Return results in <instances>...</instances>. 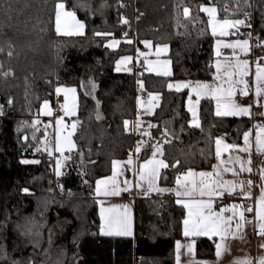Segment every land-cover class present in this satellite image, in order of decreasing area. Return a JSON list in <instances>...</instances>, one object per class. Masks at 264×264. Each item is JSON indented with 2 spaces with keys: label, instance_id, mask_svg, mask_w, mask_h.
Segmentation results:
<instances>
[{
  "label": "trees",
  "instance_id": "1",
  "mask_svg": "<svg viewBox=\"0 0 264 264\" xmlns=\"http://www.w3.org/2000/svg\"><path fill=\"white\" fill-rule=\"evenodd\" d=\"M60 1L85 21L83 35L57 34ZM204 3L216 4L222 17L240 18L253 8L264 41V0H0V264H41L50 249L62 253V264H175L186 209L174 194L138 197L135 235L108 236L100 232L95 182L112 170L114 159L128 156L134 143L128 121L138 113L143 90L162 98L149 116L153 127L141 157L163 145L164 185L174 184L189 167L211 168L215 138L240 141L250 126L246 117L217 116L214 100L203 98L201 124L194 127L187 91L168 87L173 79L207 78L214 72L215 37L201 11ZM127 18L131 25L123 23ZM106 31L118 37L135 34L136 43L109 48L107 36L96 35ZM145 38L170 43L172 75L116 71L117 58L143 49ZM263 51L264 45L256 48V54ZM60 84L78 86L80 107L77 147L56 177L49 151L40 146L46 127L33 122L42 101L55 99ZM59 218L68 222L56 233ZM215 251L214 238L197 239L199 256Z\"/></svg>",
  "mask_w": 264,
  "mask_h": 264
},
{
  "label": "snow or ice",
  "instance_id": "2",
  "mask_svg": "<svg viewBox=\"0 0 264 264\" xmlns=\"http://www.w3.org/2000/svg\"><path fill=\"white\" fill-rule=\"evenodd\" d=\"M238 2V0H237ZM56 12H55V26L56 32L58 35H66V36H80L84 34L85 25L81 23L77 18L76 14L73 11H66L64 3L56 4ZM239 10V9H237ZM201 11L207 13L209 20L208 24L211 27V35L214 37H223L231 33L229 30L237 29L241 25H245V20H231L224 18L222 20L217 19L218 9L216 7H202ZM227 12V9H224ZM183 14L185 17L189 16V9L187 7L184 8ZM247 15V14H246ZM123 23H127V20H124ZM250 27V25H247ZM96 35H107L102 33H96ZM251 34H249V38ZM131 43V41H127ZM146 47L151 49L152 44L150 41L143 42ZM119 44V41L113 40L111 43L107 45L109 48H113ZM258 46H260L258 44ZM230 48L233 49V56H235V50L239 48L241 52L247 54L250 48L249 40L245 39L243 41L237 40L233 43H223L221 40H217L216 42V56L220 57L221 48ZM168 52V46H157L155 54L159 57L161 54ZM139 55L145 56L144 53H139ZM131 57H124L120 61L117 62L116 71H121V65H124L131 61ZM145 63L147 64V71H155L157 75L161 76H170V60L160 61L157 60L155 64L157 67L153 66L152 61H148L145 56ZM230 68L231 71H224V76L227 77L225 80L224 77L221 76L222 68ZM216 75L214 77L215 80L221 81L219 84H208V83H200L197 82L195 85L190 83H176L169 84V89L175 88L176 91H180L183 88H190L191 92L195 94L196 100L193 103L191 95L189 96V111L192 113V124L194 127H199V120L197 117L196 107L200 103V99L207 97L209 99L215 100L216 102V112L217 116L227 117V116H249L250 115V106H242L236 102L234 99L237 90L243 96L248 95V81L244 79L249 74V62L247 60H240L236 57L234 64H228L222 66L220 61L217 60L215 64ZM5 76L10 75V73H4ZM238 77V79H234L233 77ZM255 93L257 97H260L264 94V67H261L259 62H256V72H255ZM227 85V87H225ZM242 86V87H241ZM93 87H95L93 85ZM141 88H143V84L141 83ZM75 89L74 88H57L56 92H63L65 95V103L61 106L64 110L65 115L71 116L75 115ZM69 94L72 96L71 106L69 105ZM159 96H149V108L147 109L149 114H151L152 110V102L159 101ZM158 106V105H155ZM43 114L51 115V111L49 109V105L47 101H45L43 109ZM264 115V114H262ZM39 121H34L33 126L38 124ZM57 138H56V148L55 151L61 154V159H58L56 162L57 171L56 174L62 175L60 172V168L62 167L63 160L67 159V157L63 156L65 151V147L68 151H72L75 145L71 141V136L75 132L77 124L73 123L71 125L72 131L69 132L68 136L65 137L67 141L66 145L61 144L60 137V129L62 127H67L63 124V117L57 119ZM125 126L127 127V122H125ZM149 127H153V125H149ZM255 132V149L259 153H264V125H256ZM148 135V133H145ZM252 136L251 132H245L243 134L244 146L238 147L237 145H229L224 144L223 138H218L215 141L216 144V158L219 163L214 166L213 172H193L189 170L185 174L178 176L176 178L177 189L175 191V195L177 197H194L199 195L200 197H214V196H222L224 193H228L229 195L236 192L239 188L242 195L245 198H250V193H243V184H236L230 181H223L221 179L222 173L224 172H232L234 175L238 174L235 167H229L228 165H239L240 172H251L252 169L249 166L250 160H242L239 156L229 155L227 160L222 159V152H227L229 150L232 151H240L248 153L252 149V141L250 137ZM27 139V138H25ZM141 145L138 144L136 148V152L140 151ZM40 149H37L39 151ZM47 150V148H46ZM157 153L162 155L161 149L159 147L156 148L155 152H153L152 158L145 161L144 164L140 166L138 172V180L136 183L137 188H142L144 183H147V192L146 195L156 191V192H166L168 189H162L157 187V181L160 178V170L162 168H167L168 165L163 160L156 159ZM49 155H51V151H49ZM22 163H39V161H28L24 160ZM128 165H131L133 162L131 158L126 161ZM121 166V162L114 161L113 162V175L105 180H98L96 182V194L97 195H119L122 191L128 192L132 188L131 181L125 180L123 181L124 187H120V182L117 180L118 175H122L121 171H117ZM261 179L264 180V170H261ZM249 187H251V181L248 182ZM103 186V188H102ZM27 191V189H25ZM177 204H182L184 208L188 210L187 218L184 220V236L185 237H196V236H208L210 239L213 236H218L220 238V242L216 244V255L220 257L223 252L226 250L225 240L228 237H232L233 239H243V228L245 223H251L252 221L246 220L245 212H252L253 208L248 207L244 209L243 205L233 204L228 207L221 208L219 212L212 211V201L204 200V199H189V200H181L177 199ZM121 208L123 211L121 213H116V208ZM116 213L115 215H110L106 218V227L101 228V233L103 235H116V236H130L131 233V217L130 210L128 205L115 206L113 208L104 209L101 208V216L102 219H105L104 213ZM230 212L231 215L225 217L224 213ZM255 219H256V228L257 234L260 236H264V187L261 188V195L258 197L256 208H255ZM236 220L235 228L233 229V221ZM182 247H186L187 251L190 255L194 253V241L188 245H181L177 242V264H179V250ZM191 264H204V262H196L192 261ZM234 264H251V262L247 259L237 260ZM259 264H264V258H261Z\"/></svg>",
  "mask_w": 264,
  "mask_h": 264
},
{
  "label": "crops",
  "instance_id": "3",
  "mask_svg": "<svg viewBox=\"0 0 264 264\" xmlns=\"http://www.w3.org/2000/svg\"><path fill=\"white\" fill-rule=\"evenodd\" d=\"M58 3H64L66 11L75 12L74 10L69 9L66 6V3L64 1H60ZM202 7H216L218 9V6L216 4H212V3H204L202 5ZM75 14H76V18L81 23H83L85 25V27H84V33H85V31H86L85 21L83 19H81L76 12H75ZM224 18L231 19V20L240 19L239 17H230V16L222 17L220 15V12L218 9L217 19L222 20ZM55 28H56V26H55ZM210 29H211V27H210ZM229 31L231 33H235V34H230V35L223 36V37H215V39H214V54L216 53V42L218 39L221 40L223 43H233L237 40L243 41L245 39H248L250 48H249V51L247 54H244L243 52H241V50L239 48H237L235 50V56H233V49L222 47L220 49V52H221L220 57H217L215 54L214 72L210 77H207V78H178V79L171 80L169 84L190 83L192 85H195L197 82L208 83V84H219V83H221V81L214 79V77L216 75L215 64H216L217 60L220 61L222 66L228 65V64H234L236 57H238L240 60H247L249 62V74L246 77H244V79H246L248 81V85H249L248 95L247 96L241 95L239 92V89H238L236 94H235L234 99L236 100V102L238 104H240L242 106H250V115L249 116H228V117H246V118L250 119L252 117V115H254L256 113H259V112L264 113V94H262L260 97H257L256 93H255L256 62H259L260 66L264 67V51L256 54L257 55L256 61H253L252 59L247 57V55H249L251 52V41H250L249 36H248V29H247L246 24L239 26L238 30L237 29H231ZM100 33L107 34L106 35L107 40L105 42L106 45L111 43L113 40L119 41V44L117 46L113 47L114 49L118 48L122 42L131 41V44L136 43L135 34L126 35L123 37H118L113 32H110V31L100 32ZM144 41H150L151 42V44H152L151 49H149L148 47L145 46V44L143 43ZM142 44H143V49L138 50L136 52H128V53L122 54L117 58L116 64H115V69H116L117 62L120 61L122 58H124V57H131L132 58L130 62H128L124 65H121V71H118V72H132L134 70H138L140 72L145 71L148 73L156 74L155 71H147L146 70V68H147V64L145 63V56H146L148 61L153 62L154 67H157V65L155 64V62L157 60H160V61L170 60L171 64L169 67H170L171 73L173 74L171 47H170V43L168 41L157 40V39H153V38H145L142 40ZM164 45L168 46V52L161 54L159 57H157L155 54L156 47L157 46H164ZM261 45H264V41L261 42ZM139 53H144L145 56L139 55ZM231 70L232 69L226 68V67L222 68L221 76L224 77V79L226 80L227 77L224 76V71H231ZM233 78L238 79V77H235V76ZM93 85L95 86V83H93L92 86ZM225 87H227V85H225ZM57 88H74L76 90L75 91V105H76V107H75V115H71V116L65 115L62 107L59 110L56 109L57 103H60L61 106L65 103V95L63 92H60V93L56 92L55 99H44L42 101V103L40 104V107H39L38 112L36 113L35 117L39 121V123H41L43 126L46 127L47 133L44 136L45 141H43V147L47 148L48 151H51V156L53 154L59 153V152L55 151L57 131H58L57 125H56L57 119L63 117V124L67 126V127H62L60 129V137H61V144L62 145H66V143H67V141L65 140V137H67L69 132L72 131L71 125L73 123L77 124L76 130L71 136V141L75 145L73 150L77 147L75 134L77 132L78 125H79L78 114H79V107H80V91H79L78 86L73 85V84H60L56 87V89ZM172 89H175V88H172ZM181 90L187 91L185 105L189 111V96L191 95L193 103L196 100V96L194 93L191 92L190 88H183ZM150 95L160 97L158 102L157 101L152 102L153 107L151 110V114H149V112L147 110L150 107L148 104ZM204 98H207V97H204ZM161 99L162 98H161L160 93L147 92V91L143 90L142 93L140 94V96H138V100H137V103H138L137 115L139 117H144V118L149 119V116L155 112L156 108L161 103ZM202 99L203 98L200 99V103L196 107L199 125L201 124L200 106H201ZM45 101H47V103L49 105L51 115H45L42 112ZM214 102H215V100H214ZM71 103H72V96H71V94H69V105L70 106H71ZM155 105H158V106H155ZM215 112H216V102H215ZM190 115H191V124H192L193 117H192L191 112H190ZM256 125H264V117L257 119L253 123L251 122L250 126L243 132V134L245 132H251L252 133V136L250 137V140L252 141V149L250 152L245 153V152L232 151V150H229L227 152H222V159H224V160H227L229 155L239 156L242 160H245V161L250 160L251 163L249 166L251 167L252 171L251 172H247V171L240 172L238 164L237 165H228L229 167H235L238 174L234 175L232 172H224V173H222V176H221V179L223 181H230V182H234L236 184L242 183L243 184V192L244 193H250L251 194L250 197L255 198V200H254V207L255 208H256L258 197L261 195V188L264 187V180L261 179V170H264V153H259L255 149V132H256L255 126ZM129 127H130V120L128 121V128ZM243 134H242V138L240 141L229 140L226 135H219V136H217V138H223L224 144H229V145L234 144V145H237L238 147H243L244 146ZM147 141H148V139H147ZM147 141L142 142V146H144L147 143ZM157 147H159L161 149L162 155L160 153H157L156 159L163 160L168 165V161L164 157V149H163V145L161 143L157 144L155 146V148L152 150L151 154L147 157H141L140 155L138 156L134 150H130L128 156L123 157V158H116L113 160V162L114 161L121 162L120 168L117 169V171L122 172V175L117 176V180L120 182V187L121 188L124 187L123 181H125V180L131 181L132 187H134L137 191V198L142 197V196H151L152 194L157 193L156 191H153V192L146 195L145 193L147 192V183H144L142 188H137L135 186L137 183V180L139 178L138 172H139L140 166L142 164H144L145 161L152 158L153 152H155ZM69 152L70 151H68L67 148L65 147V151L63 153V156L68 158ZM256 154H258V155H256ZM129 158H131V160L133 162L131 165H128L126 163V161H128ZM58 159H61L60 153H59ZM66 160L67 159L63 160L62 167L60 168L61 173H63ZM218 163H219V161L216 158L215 162L211 168L189 167L187 169L182 170L178 176L185 174L189 170L196 172V173L213 172L214 166H216ZM163 169L164 168H162L160 170V178H161V173H162ZM53 170H54V175L56 177H59L60 175L58 176L56 174V171H57V165L56 164H55ZM113 171H114V168H113V164H112V170L108 174L99 176L96 179V182L98 180H105V179L111 177L113 175ZM160 178L157 181V187L162 188V189H168L169 191H166V192H172L175 196L176 201H177V199H181V200H189V199L209 200V199H211L212 205H213L212 211H214V212H219L221 208L228 207V206L233 205V204L243 205L240 200L226 198L225 197L226 192L222 196H214V197H207V196L200 197L199 195H196L194 197H177L175 195V191H174L177 189L176 181L172 185H164L161 183ZM249 181H251V187H249V184H248ZM96 182H95V196H96V199L98 200V204H99L100 232H101L102 227H106V218L107 217H109L110 215H115L116 213H121L123 211V209L117 207L116 213L105 212L104 213L105 219H102L101 208L109 209V208H113L115 206L128 205L129 210H130V217H131V233L132 234L130 236H134L135 235V200L137 198L134 199L132 197L126 196V194H125L126 192H124V191H122L119 195H109V196L97 195L96 194ZM102 188H103V186H102ZM243 207H244V205H243ZM244 209H245V207H244ZM187 212H188V210L186 209V214H185V217L183 219V225H182L183 235L177 239L176 245H177V242H179L181 245H188L194 241V253L192 255H190L187 251V248L182 247L179 250V264H191L192 261L204 262V264H234L235 261L244 260V259L249 260L251 262V264H259L260 259L264 258V236H260L257 234L256 219L255 218H253V219L249 218L246 215V212H245L246 220L252 221V222L251 223H245L244 228L242 230L243 239H233L232 237H228L224 242L225 246H226V250L223 252V254L220 257H217L216 251H215L214 256H199L197 253V239L199 237H208V236H196V237H185L184 236V220L187 218ZM229 215H231L230 212L224 213L225 217H227ZM235 223H236V220L233 221V229L235 228ZM255 234L258 235V238H255ZM212 238L215 239L216 244L220 242V238L218 236H213ZM175 264H177V248H176V252H175Z\"/></svg>",
  "mask_w": 264,
  "mask_h": 264
},
{
  "label": "built area",
  "instance_id": "4",
  "mask_svg": "<svg viewBox=\"0 0 264 264\" xmlns=\"http://www.w3.org/2000/svg\"><path fill=\"white\" fill-rule=\"evenodd\" d=\"M247 14V15H246ZM240 19L241 20H245L246 21V26L247 25H250L247 26V29H248V36L249 34H251V37L249 38L250 41H251V52L249 55H247V57H249L250 59H252L253 61H256L257 60V55H256V48L258 47V44L261 45V42L263 41L260 37V34L258 33V31L256 30V27H255V14H254V9L251 8L249 10H247L246 12H244L241 16H240ZM127 24L128 25H131L132 24V21L131 19L127 18ZM240 96V95H239ZM61 108V104L60 103H57L56 104V109H60ZM263 112H259V113H256L254 115H252V117L250 118L251 122H255L257 119H260V118H263L264 115ZM150 124V120L147 119V118H144V117H139L138 115H134L131 119H130V127L128 128L129 131L134 135V143L131 147L130 150H134L135 153L139 156L142 155L143 153V146H142V142H145L147 141L149 135H150V127H149ZM145 133H148V135H145ZM218 138L216 137L215 138V141L217 140ZM140 144L141 147H140V151L137 153L136 152V148H137V145ZM258 155V154H256ZM59 157V153H56V154H53L50 159H49V164L52 166V168H54L55 164H56V161ZM244 193V192H243ZM126 196L128 197H132L134 199L137 198V191L134 187L131 188L130 191L126 192L125 193ZM226 198H229V199H237V200H240L242 202V204L244 205L245 209H247L248 207H252L253 208V211L252 212H246V215L249 217V218H255V207H254V200L255 198L254 197H250V198H245L240 189H237L235 193L229 195L228 193H226L225 195ZM255 238H258V235L255 234Z\"/></svg>",
  "mask_w": 264,
  "mask_h": 264
},
{
  "label": "rangeland",
  "instance_id": "5",
  "mask_svg": "<svg viewBox=\"0 0 264 264\" xmlns=\"http://www.w3.org/2000/svg\"><path fill=\"white\" fill-rule=\"evenodd\" d=\"M35 121H38L35 117ZM41 124V123H39ZM43 141L44 138L42 139V142L40 143V146L42 147L43 146ZM68 220L66 218H59L57 220V224L55 225V232L56 233H61L63 228L66 226ZM54 239H51L50 240V243L53 242ZM47 251V252H46ZM45 254H44V257H43V260L41 262V264H62V253H59V252H56V250H53V249H50V250H46ZM61 252V251H60Z\"/></svg>",
  "mask_w": 264,
  "mask_h": 264
}]
</instances>
